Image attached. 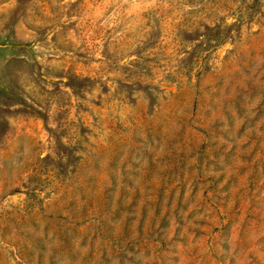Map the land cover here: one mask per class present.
Listing matches in <instances>:
<instances>
[{"label":"rangeland","instance_id":"obj_1","mask_svg":"<svg viewBox=\"0 0 264 264\" xmlns=\"http://www.w3.org/2000/svg\"><path fill=\"white\" fill-rule=\"evenodd\" d=\"M0 264H264V0H0Z\"/></svg>","mask_w":264,"mask_h":264}]
</instances>
